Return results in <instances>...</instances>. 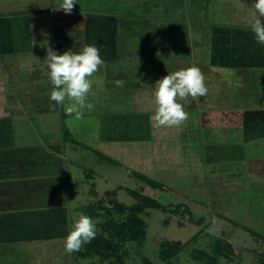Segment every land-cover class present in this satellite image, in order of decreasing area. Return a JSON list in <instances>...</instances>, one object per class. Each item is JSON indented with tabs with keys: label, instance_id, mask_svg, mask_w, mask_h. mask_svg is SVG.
I'll return each instance as SVG.
<instances>
[{
	"label": "crops",
	"instance_id": "obj_1",
	"mask_svg": "<svg viewBox=\"0 0 264 264\" xmlns=\"http://www.w3.org/2000/svg\"><path fill=\"white\" fill-rule=\"evenodd\" d=\"M51 1L53 0H0V264L59 262L60 257L59 260L56 259L60 251L65 254V258L62 259L65 264H71L75 256L80 258L93 256H81L79 252L69 255L65 252V238L73 223L72 200L78 197L77 190L80 186L77 185L74 171L70 170L81 166L74 152L79 151L84 154L83 150H87L88 147H80L73 139L65 136V129L71 130L60 124L61 104L50 110L49 105L55 102L50 100L53 85L48 79V69L43 62L46 57V47L63 54L70 49L79 52L86 44L96 45L105 63L91 78L92 89L99 95L109 92L107 90L109 88H116L118 90L116 92H120L121 89L125 92L126 89L131 90L133 102L131 108L125 112H109L101 116L99 136H97L99 150L114 153L119 159L125 158L130 161V165H143L144 161L139 160L143 151L147 150V163L151 168L153 164L156 166L158 158V160L171 161L162 165L164 171L169 172L165 174L166 177L171 179L169 175L174 176L170 181L177 180L176 177L179 178L181 175V173L175 174L178 170L175 169L174 161L169 160L174 156L179 157L180 165V160H188V157L193 156L195 159L199 157L201 162L203 159L207 162L212 158V161H217L218 164L225 159L234 160L235 158H228L231 152H234V157L237 155L235 152L239 151L241 157L240 152H243V156L249 152L254 156L252 163L264 167L262 145L259 148L261 153L259 156L254 151L256 148L251 147V144L249 147L246 145L254 138H264V98L261 103L252 100L249 88L239 92L237 98H232L234 80L231 81L230 78L224 81H210L214 86L217 85V98H219H214L215 94H213L210 99L211 104L217 108V111H211L214 114L210 113V116L218 120L219 125L223 127L225 125H221V121L225 118L229 119L227 124L229 127H225L228 128L229 135L236 126V116H241L242 130L239 127L238 131L233 132L235 136L241 135V140L238 138L237 141L232 135L231 139L222 138L224 130L222 131L223 128L220 126H211L216 129L219 136L212 141L205 139V131L208 127L204 124V118L211 108L205 103V97H200L197 101L189 98V103L180 101L185 104V110L189 115V119L180 127L158 129L150 119L156 107L155 82L168 73L182 68L198 66L205 75L208 85L205 66L209 61L215 74L216 71L218 75L222 72H230V75L234 74L237 77L238 74L242 77L239 78L243 84L241 86L250 85L252 70L264 69V44L257 43L249 23L251 13L255 9L250 13L246 11L244 15L238 14L234 18H225L224 15L222 22H216L215 20H218L216 13H212V20H206L204 16L206 6L211 3L206 5L202 0L199 1L200 3L196 0L201 11L197 4L193 3L194 13L184 15L186 22L192 20L196 27L192 33L195 39V50L192 54L195 56L188 59L181 56L172 57L171 50L165 47L161 51L158 47H151L153 45L150 40L155 36L151 30L146 35L142 34V38L138 31L137 34L133 32L136 28L131 24L139 23L141 19L142 22L148 21V17L140 19L139 15L119 14L118 10L113 9L95 11L91 7L89 9L84 7L87 6L84 4L74 8L71 14H65L54 11ZM254 3L255 0H251L253 6ZM239 4L235 0L229 6L234 7ZM244 4L248 6L249 3ZM184 9L188 11L187 3ZM76 10L78 13L74 12ZM167 28H170L169 25ZM133 37H137L138 40L146 39L144 46L147 45L151 51L145 49L137 51L138 47L132 41L128 49L119 46L124 44L125 39ZM143 53H147L146 57L144 55V60L140 59ZM156 53L163 54V63L150 62L149 55ZM141 64H144L142 68ZM140 69L144 71L147 69V76L151 75L142 85L143 88L133 83L139 81ZM98 78L104 79L99 82L96 80ZM260 79L261 77L257 78V81L259 82ZM117 80H123L124 86L117 87L115 85ZM129 81H132L130 86ZM261 81L264 85V79ZM223 86L227 89L221 92L219 87ZM102 87L106 90L103 91ZM65 101L68 107L71 101L67 99ZM224 102L228 103L226 107L220 106V103ZM140 103L145 104L143 108L136 107V104ZM44 116L47 117L45 120L38 119ZM50 130L54 133L52 137H48ZM27 133L33 135L31 136L33 139L26 137ZM177 150H180V153H175ZM105 155V159L111 161L109 155ZM246 166L250 171L252 164ZM121 167L122 164H113L115 169ZM199 167L201 169L202 164ZM152 170L158 173L162 171L161 168L156 169V167ZM203 172L201 169L202 183L206 182ZM247 175L249 177L243 179L227 178L223 183L231 189L237 187V182H244L245 179L255 182L264 181V173L261 171L254 174L249 172ZM241 227L250 236L257 237L254 239L251 236L254 240H259L254 244L264 242V233H258L245 225ZM227 243L226 251L220 250L219 255L234 254L239 250L236 248H247L241 241L229 239ZM41 246H44V249L46 246L62 247V249L56 251L57 255L46 260L44 255L40 257L42 253H37L41 252L38 249ZM256 264H264V258H260Z\"/></svg>",
	"mask_w": 264,
	"mask_h": 264
},
{
	"label": "rangeland",
	"instance_id": "obj_2",
	"mask_svg": "<svg viewBox=\"0 0 264 264\" xmlns=\"http://www.w3.org/2000/svg\"><path fill=\"white\" fill-rule=\"evenodd\" d=\"M199 1L200 0H198V3H200ZM202 1L205 2L206 5L211 3L209 6H206V9L204 10V13H206L204 14L207 18L206 20H212V13H216V19H218L215 20L216 22H222V19H224L222 16L224 15L225 18H234L237 17L238 14L244 15L246 11L247 13H250V11L254 10L251 0H243L244 2L242 0H236V3L240 4L236 6L234 5V7L229 6V4L232 2L234 3L235 0ZM60 2L61 0H53L51 1V6L56 8ZM177 2H179V6H181L182 4H186L187 0H184L182 3H180V0H93L92 2L91 0H77V4L74 8L80 4L81 6L84 4L87 5H83L84 7L88 9L91 7L95 11L120 9L122 12L130 11L136 15L149 13L148 16L144 17L150 18V22H142V19L140 18L141 20L139 23L131 24L136 28V30H133V32L135 31V34L139 32V36L141 35L142 38V34L146 35L149 30L153 31L155 36L150 40L153 45L151 47H155L157 43L160 46H167V37L170 35L178 37L183 41V38L181 37L183 35L185 36V39H190L192 53L194 54L195 39L192 36V33L196 30L195 22L192 20L186 22V19L183 18L185 21V27L187 28L184 33H181V31H184L183 28H180V33L173 31L170 32V29L167 28L168 25L163 24L157 26L159 24L156 25V23H154L156 17L162 18V16L169 15L170 18H174L175 20V18L183 17V14L186 15L187 12L183 9V6L182 8L173 9L176 8L175 6L177 5ZM192 2L197 4L196 6L201 11L196 0ZM245 2L249 3L248 6L244 4ZM54 11L63 12V10ZM74 12L78 13L77 10ZM150 24H154L156 28H153L152 26L154 25L151 26ZM179 26L181 27V24ZM167 29H169L168 32ZM131 41L134 42V45H137V51H143L147 47V45L146 47L144 46L146 39L138 40L137 37L129 38L127 40L125 39L123 42L124 44L119 46H124L125 49H128ZM125 49L124 51L126 52ZM147 49L149 48L147 47ZM161 49L162 48L160 47L159 50L161 51ZM144 58V55L141 54L140 59L144 60ZM175 61H177V59ZM206 65L205 72L208 75V94L204 97L206 100L205 103H207L208 106H211V108L209 112H206L204 118V124L208 127L205 131V139H207V141H212L213 138L219 136L216 129H213L212 127H218L220 125L218 120H214L210 116V113L217 111V108L211 104L210 99L213 97V94H215L214 98L216 97V99H219L217 98L218 87L217 85L214 86L211 82H217L219 80L224 81L230 78L231 81L234 80L232 98H237L240 95L239 92H242L245 88H249L251 99L260 102L263 101L264 98V85L261 81L264 79V69L257 71L252 70L249 80L250 85L241 86L243 84L239 80V78H242L240 75L237 74L236 77L234 74L230 75V72H222L218 75L217 71L215 74V71L212 70V64L209 63V61ZM142 66H144V64H141V68ZM140 70L139 75H141V77L139 81H134L133 83L139 84L141 85L140 87L143 88L142 85L146 83V80L150 79L149 76L151 75L147 76V69L146 71L143 69ZM151 72H149V74ZM259 77H261V79L258 82L257 78ZM103 79L104 78H98L96 80L102 82ZM131 82L132 81L128 82L129 86ZM102 89L103 91L106 90L104 87H102ZM109 89H107L109 92L106 91L104 92L105 94L102 95H99L97 91L95 92L94 89H92L88 96V102L93 105V108L90 111L88 109L83 110L84 118L82 120H75L74 114L72 116L67 114L66 101L61 104L62 117L60 124L69 127L71 130L66 136L73 139L78 146L88 147L87 150H83L84 154H81L82 152L80 153L79 151L74 152L75 158L81 166L70 170L71 172L74 171V175L77 177V185H80L77 190L78 197L76 200H72V207L74 209L71 216L74 222L78 213L83 214L82 207L92 205L95 208L99 207L101 210V215L92 218L93 221H102L107 216L105 209H114L115 201L130 206L138 201L139 197L136 193H140L142 194L140 198L142 201L144 198L143 195L150 196L154 199V201L144 202V204L149 206H147L141 214L146 221L147 237L142 245L132 241L126 242L124 247L127 249V252H125L121 261L117 262L113 259L106 260L99 255H93L92 257L86 258L75 256L73 257V262H71V264H256L260 258H264V253H262L264 252L262 250L264 249V242H259V245L255 243V246L254 242L259 241L258 239L254 240L257 237L251 235L254 237L253 239L241 227V225H245L256 230L258 233H264V181L260 182L259 180L255 182L254 180L245 179L244 182H237V187L231 189L226 187V184L223 183L227 178L243 179L244 177H249V175H247L249 172L254 174L261 171L264 173L263 165H254L252 163L254 161L252 153L246 152V156H243V152H240L242 154L241 157L238 151L235 152L237 155L234 157V152H231L232 154L228 156V158H235L234 160L225 159L218 164L217 161H212L211 157H209L211 159H208L210 162H205L204 159L203 162H201L199 157H196L195 159V156H193L194 158L188 157V160H180V165L178 164L179 157L175 158L176 156H174L169 160L174 161V166H176L175 169L178 170L175 174L181 173L180 177H176L177 180L175 181H170L173 175H169L171 176V179L170 177L165 176V174H168L169 172H165L162 166L164 162L169 163L171 161H165L163 159L158 160V158L156 166L153 164L151 168V165H148L147 163V150L143 151L142 156L140 157L141 159L139 160L140 162L144 161L143 165H130V161L128 162L125 158L119 159L114 153L112 154L107 153L105 150H99V138L97 136H99L98 132L101 116L109 112H125L133 106L132 96L130 94L131 90L126 89L127 91L125 92L121 89L120 92H116L118 91L116 88ZM226 89L225 86L222 88L219 87L221 92L222 90L226 91ZM215 104L216 106H219L217 103ZM227 104V102L220 103V106L226 107ZM144 105L145 104L140 103L136 104V107L143 108ZM45 118L47 117L44 116L38 119L45 120ZM236 119L237 121L234 129L230 127L232 129L230 135L227 130L228 128L225 129V127H229L227 125L229 119L225 118L221 121V125H225L224 127L220 126L223 128L222 131L224 130L222 138L231 139L230 136L232 135V138H236V140L238 138V140L242 139L240 137L241 135L235 136L233 134L234 131L239 130L238 128L241 127L243 122L241 116H236ZM240 130H242V127ZM48 135V137H52L54 135L53 131L50 130ZM25 136L33 139V135L30 133H27ZM248 143H246L247 147L251 144V147L256 148L254 151L259 156L260 145L264 148V138H254L251 143ZM101 151H104L105 154L109 155L111 161H107L105 159L106 155ZM175 153H180V150H177ZM250 155H252V157H250ZM101 161L103 166L100 165ZM233 162L235 163L233 164ZM159 163H161L160 166ZM199 163L202 164L203 168L201 167V169L202 172L204 171L203 177L206 180V182L203 181V183L201 182V169L199 167L201 164ZM249 163L252 164L250 171L247 170L249 167L246 166ZM113 164H122V167L120 169H115L113 168ZM153 167L154 169L155 167L156 169L161 168L162 171H159L158 173L157 171L152 170ZM137 172H143L154 179H159V181L167 185L169 188L153 187L135 174ZM149 172L152 175H150ZM91 180L94 181L91 182ZM241 183L243 184L241 185ZM80 206L82 207L80 208ZM127 212L122 214L116 213V217L124 220ZM229 239L241 241L246 244L245 246H247V248H236L239 249L237 250V253L227 254L223 252L227 255H219L220 250L226 251L227 246L225 245H228L227 241ZM164 241L176 243L178 244V247H180L179 251L168 260H163L159 255L162 246L161 244ZM251 248H253V250H250ZM38 249L41 252L37 253H42L40 257L44 255L47 260L50 259V257L57 255L56 251L61 250L62 247L46 246L44 249V246H41ZM122 249L124 248L122 247L121 250ZM17 250H19V248ZM255 254L257 256H255ZM59 257V262L49 261L46 262V264H65L62 262V259L65 258L63 251H60L56 260H59Z\"/></svg>",
	"mask_w": 264,
	"mask_h": 264
},
{
	"label": "clouds",
	"instance_id": "obj_3",
	"mask_svg": "<svg viewBox=\"0 0 264 264\" xmlns=\"http://www.w3.org/2000/svg\"><path fill=\"white\" fill-rule=\"evenodd\" d=\"M76 4L77 0H61L54 10H63L65 14H71ZM254 9L249 23L257 43L264 44V19H262L264 0H255ZM43 62L48 69V79L53 85L50 100L55 103L49 105L50 110H54L56 105L63 104L67 99L72 102L66 108L67 114L70 116L74 114L75 120H82L83 110L90 111L93 108L88 102L93 87L91 78L105 63L101 58L100 49L94 44H86L79 52L70 49L58 54L51 47H46V57ZM115 85L123 87L124 81L117 80ZM207 94L206 77L198 66L192 65L168 73L155 82L156 107L150 119L158 129L180 127L189 119L185 104L180 101L189 103V98L197 101ZM99 223V220L93 221L91 217L78 213L65 238V252L71 255L90 243L97 235Z\"/></svg>",
	"mask_w": 264,
	"mask_h": 264
},
{
	"label": "trees",
	"instance_id": "obj_4",
	"mask_svg": "<svg viewBox=\"0 0 264 264\" xmlns=\"http://www.w3.org/2000/svg\"><path fill=\"white\" fill-rule=\"evenodd\" d=\"M193 0H187L188 4V15H192L194 13V6L192 2ZM184 2V0H180V3ZM178 5V6H177ZM177 5L175 6L177 8L185 7V4H182L179 6V2H177ZM193 12H192V10ZM117 11V10H116ZM117 13H123L126 15H136L135 13H131L130 11H117ZM139 14V13H137ZM149 15V13H143L140 16V18H143L144 16ZM183 17L180 18H170V16H162L156 18V25L161 26L163 24L169 25L170 32H176L180 33L181 29L183 28L184 33L187 28L185 27V21L183 20ZM150 18H148L149 22ZM151 21V20H150ZM176 22V23H175ZM181 24V27L179 26ZM151 26L154 24H150ZM178 25V26H176ZM152 27H155L152 26ZM185 28V29H184ZM168 29V30H169ZM167 30V32H168ZM179 31V32H178ZM183 41H181L178 37H175L173 35H170L167 37V46H160L158 43L155 47H162V49L165 47L166 49L171 50L172 57L174 56H181V57H187L188 59H191L193 57L192 54V45L190 42V39L187 40L184 37ZM187 37V36H186ZM188 38V37H187ZM160 43V42H159ZM169 43V44H168ZM151 48V47H150ZM157 48V49H158ZM156 49V50H157ZM145 50L149 51L150 49L145 48ZM151 51V50H150ZM142 55L147 56V53H143ZM150 62L153 63H159V61H163V54H150ZM69 131L65 129V136L67 135ZM140 178H142L147 184L153 186V187H167L164 183L161 181L154 179L145 173L137 172L136 173ZM138 195L139 199L134 204L127 206L125 204H122L121 202L115 201L114 202V209H105V213L107 214L106 218H104L102 221H100L99 224H97L98 232L95 238L90 242L85 244L82 249L79 251V254L81 256H90V255H99L103 259H113L116 261H121L123 259V255L125 252H127V249L124 247L125 243L128 241L137 242L139 245H142L145 242V239L147 237V231H146V221L142 217V212L147 208V206L144 204L146 201H154V199L150 196L143 195V201L140 200L141 195L140 193H136ZM153 206V205H151ZM83 214L87 215L91 218H94L98 215H101V210L99 207L95 208L92 205L84 206L82 208ZM128 211V212H127ZM124 212H127L125 215L124 220L118 219L116 217V213L122 214ZM161 251L159 253L160 257L163 260H168L172 256H174L180 249L178 247V244L171 243L169 241H164L161 244ZM124 248L121 250V248Z\"/></svg>",
	"mask_w": 264,
	"mask_h": 264
}]
</instances>
